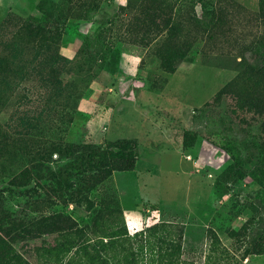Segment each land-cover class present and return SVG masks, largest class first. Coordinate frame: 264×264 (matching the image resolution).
<instances>
[{
  "label": "rangeland",
  "instance_id": "1",
  "mask_svg": "<svg viewBox=\"0 0 264 264\" xmlns=\"http://www.w3.org/2000/svg\"><path fill=\"white\" fill-rule=\"evenodd\" d=\"M261 3L0 0V264H264ZM121 141L131 170H89Z\"/></svg>",
  "mask_w": 264,
  "mask_h": 264
},
{
  "label": "trees",
  "instance_id": "2",
  "mask_svg": "<svg viewBox=\"0 0 264 264\" xmlns=\"http://www.w3.org/2000/svg\"><path fill=\"white\" fill-rule=\"evenodd\" d=\"M264 6V0L261 3ZM223 89L219 94L224 92ZM139 158L137 145L133 141H121L106 148L92 149L85 155L84 160L90 171H94L100 178H106L113 172L129 171L133 168L135 161ZM235 156H233V159ZM124 234V233H121ZM80 246V247H79ZM75 252L73 258L64 261V256L68 255L75 247L70 240L65 242H55L44 248L43 254L50 258H55L50 264H80L75 261L76 255L79 253L87 262V264H114L110 256V249L114 248V241L107 244L98 245L96 243L80 244ZM169 248L170 259L162 264H180L177 256L180 254L181 247L177 243L170 242ZM126 259L125 264H134L133 259ZM73 260V261H72Z\"/></svg>",
  "mask_w": 264,
  "mask_h": 264
}]
</instances>
